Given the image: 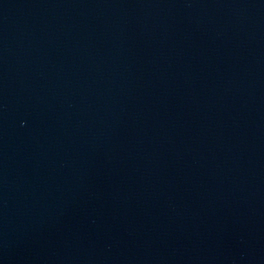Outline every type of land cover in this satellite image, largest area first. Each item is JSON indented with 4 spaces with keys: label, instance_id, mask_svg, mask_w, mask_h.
<instances>
[{
    "label": "water",
    "instance_id": "obj_1",
    "mask_svg": "<svg viewBox=\"0 0 264 264\" xmlns=\"http://www.w3.org/2000/svg\"><path fill=\"white\" fill-rule=\"evenodd\" d=\"M0 264H264V0H0Z\"/></svg>",
    "mask_w": 264,
    "mask_h": 264
}]
</instances>
